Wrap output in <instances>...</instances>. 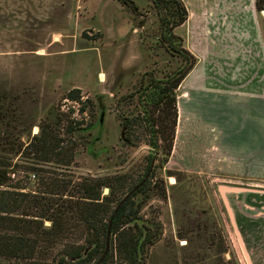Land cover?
Segmentation results:
<instances>
[{
	"label": "rangeland",
	"instance_id": "1",
	"mask_svg": "<svg viewBox=\"0 0 264 264\" xmlns=\"http://www.w3.org/2000/svg\"><path fill=\"white\" fill-rule=\"evenodd\" d=\"M131 1L136 11L119 0H0V190L12 186L35 191L39 183L32 176L39 170L75 178L124 176L134 183L147 176L150 148L125 146L121 140V115L133 113L137 102L121 99L138 88L145 73L163 78L185 69L189 62L163 45L150 0ZM228 19L222 33L212 37L214 41L224 38V69L256 68L263 74L260 18H256V41L254 30L249 42L240 40L239 50L232 30L226 28ZM174 35L173 45L191 54L184 40L187 25L176 28ZM74 90L78 101L67 96ZM69 121L82 126L69 134ZM43 124L55 130L64 148L77 143L70 166L39 161L35 137ZM245 124L248 156L225 158L229 172L214 173L213 168H197L191 125L178 113L179 132L177 136L176 127L171 154L159 156L145 194L135 198L136 203H144L145 223L155 219L162 226L161 239L150 248L146 264H243L228 225L229 202L247 194L230 192L250 186L264 191V98ZM238 166L243 173L235 172ZM107 194L104 189L103 195ZM0 264L26 263L0 257Z\"/></svg>",
	"mask_w": 264,
	"mask_h": 264
},
{
	"label": "trees",
	"instance_id": "2",
	"mask_svg": "<svg viewBox=\"0 0 264 264\" xmlns=\"http://www.w3.org/2000/svg\"><path fill=\"white\" fill-rule=\"evenodd\" d=\"M119 1L137 10L131 0ZM150 2L157 11L163 45L171 54L186 56L189 64L163 78L145 73L138 88L121 99L137 102L133 113L121 115V140L125 146L150 148L147 176L134 183L124 176L75 178L65 172L39 170L41 174L32 176L39 183L35 191L12 186L0 190V257L26 264H146L150 248L160 241V222L153 219L146 224L141 217L144 203H136L135 198L145 194L159 156L171 154L178 122L177 91L196 60L172 43L177 39L174 30L188 16L182 0ZM255 9L264 12V0H255ZM74 94L78 91L67 96L78 101ZM67 123L69 134L82 126L78 121ZM35 140L40 162L72 164L77 143L64 148L50 125H41Z\"/></svg>",
	"mask_w": 264,
	"mask_h": 264
},
{
	"label": "crops",
	"instance_id": "3",
	"mask_svg": "<svg viewBox=\"0 0 264 264\" xmlns=\"http://www.w3.org/2000/svg\"><path fill=\"white\" fill-rule=\"evenodd\" d=\"M182 2L188 13L182 25H187L188 29V37L184 40L199 63H195L178 88V113L191 125L192 158L197 159V168L201 165L213 168L214 173L226 174L230 167L224 165L225 158L248 156L243 134L248 131L245 119L249 113L256 114L258 104L262 105L264 73L259 75L256 68L246 71H241V68L224 69L226 62L221 54L224 38L214 41L212 37L222 33L220 31L229 17L226 28L232 30L230 35L238 43L239 50L241 39L249 42L250 32H254L257 26V17L264 28V12L256 11L255 0ZM256 35L255 30L254 41ZM178 132L177 127V136ZM250 137L252 142L255 141L253 130ZM212 158L217 160L213 163ZM200 159L206 163L200 164ZM235 172L243 173L239 166ZM262 189L250 186L230 192L247 194L236 198L233 203L229 202L232 215L228 225L243 264H264V198L261 196L264 191H259Z\"/></svg>",
	"mask_w": 264,
	"mask_h": 264
},
{
	"label": "bare ground",
	"instance_id": "4",
	"mask_svg": "<svg viewBox=\"0 0 264 264\" xmlns=\"http://www.w3.org/2000/svg\"><path fill=\"white\" fill-rule=\"evenodd\" d=\"M100 77H101V80L103 81L105 76H104V74H101ZM220 191H221L222 194H224L226 190L225 189H221Z\"/></svg>",
	"mask_w": 264,
	"mask_h": 264
},
{
	"label": "water",
	"instance_id": "5",
	"mask_svg": "<svg viewBox=\"0 0 264 264\" xmlns=\"http://www.w3.org/2000/svg\"><path fill=\"white\" fill-rule=\"evenodd\" d=\"M101 122H102V118H101Z\"/></svg>",
	"mask_w": 264,
	"mask_h": 264
}]
</instances>
